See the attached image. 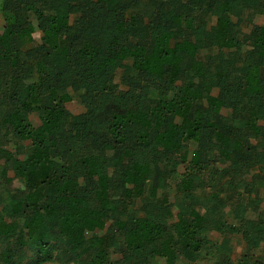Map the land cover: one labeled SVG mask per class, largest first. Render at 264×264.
I'll list each match as a JSON object with an SVG mask.
<instances>
[{
    "label": "trees",
    "instance_id": "1",
    "mask_svg": "<svg viewBox=\"0 0 264 264\" xmlns=\"http://www.w3.org/2000/svg\"><path fill=\"white\" fill-rule=\"evenodd\" d=\"M263 13L264 0H0V264H264ZM6 171L22 186L6 192Z\"/></svg>",
    "mask_w": 264,
    "mask_h": 264
},
{
    "label": "rangeland",
    "instance_id": "2",
    "mask_svg": "<svg viewBox=\"0 0 264 264\" xmlns=\"http://www.w3.org/2000/svg\"><path fill=\"white\" fill-rule=\"evenodd\" d=\"M205 17H206V12H204L202 10H195L194 12L190 13L187 16V21H188V24L191 26L197 25L198 23L203 21L205 19ZM69 21H70L69 18H59V20H58L59 24H66ZM254 21L256 23H264V13L255 15ZM0 25H1V21H0ZM244 30L247 31V29L245 27H244ZM31 37L34 40L45 39L51 46H54L57 43V40L55 38H45L38 29L33 30ZM167 42H168V40H167L166 36L159 37L157 39V47L158 48H164L165 45L167 44ZM258 42L259 43L264 42V39L258 38ZM181 92L182 93H188V90L182 88ZM63 97H64V100L66 102V107L71 113H73V114L79 113L83 110L82 105L80 103H78L75 98L70 97L68 94H64ZM215 107L217 109L220 108L219 104H216ZM222 112L226 113L227 110L222 109ZM33 120H35V118ZM191 157L194 159V157H195L194 153ZM175 158H176L175 155L170 154L168 156V161L174 162ZM5 176H6V180L4 182V188H5L6 192H11L16 187L22 186L23 183L20 179H11V172L6 171ZM194 185H195V183L192 180H190L189 178L175 177V178H170L168 180V187L175 188V190L176 189L180 190L183 188H193ZM84 212H85V215H87L88 220L92 224H94V226H96L100 231H103L105 229L107 224L105 221H103L100 218V214L98 211L85 210ZM197 219H199V218H196V220H195L196 223H198ZM210 237L213 240H219L220 239V235L216 231H211ZM230 238L232 241L233 259L239 258L245 249V241L240 236H237V235H232ZM259 251H260V249L254 250L253 251L254 255H258ZM207 263H208V260L204 259L203 257H200L196 262V264H207Z\"/></svg>",
    "mask_w": 264,
    "mask_h": 264
}]
</instances>
